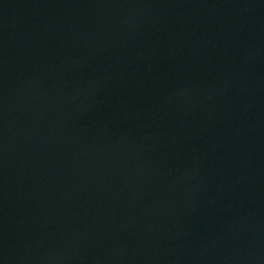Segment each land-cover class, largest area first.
<instances>
[{
	"label": "water",
	"instance_id": "water-1",
	"mask_svg": "<svg viewBox=\"0 0 264 264\" xmlns=\"http://www.w3.org/2000/svg\"><path fill=\"white\" fill-rule=\"evenodd\" d=\"M0 264H264V0H0Z\"/></svg>",
	"mask_w": 264,
	"mask_h": 264
}]
</instances>
